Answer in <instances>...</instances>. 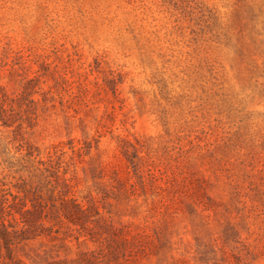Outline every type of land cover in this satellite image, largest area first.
Masks as SVG:
<instances>
[{
    "label": "rangeland",
    "instance_id": "obj_1",
    "mask_svg": "<svg viewBox=\"0 0 264 264\" xmlns=\"http://www.w3.org/2000/svg\"><path fill=\"white\" fill-rule=\"evenodd\" d=\"M0 193V264H264V0H0Z\"/></svg>",
    "mask_w": 264,
    "mask_h": 264
},
{
    "label": "trees",
    "instance_id": "obj_2",
    "mask_svg": "<svg viewBox=\"0 0 264 264\" xmlns=\"http://www.w3.org/2000/svg\"><path fill=\"white\" fill-rule=\"evenodd\" d=\"M62 188H68V184L64 182ZM27 201V199L18 195L10 194L8 196L0 193V240L3 242L8 254H11V246L15 238L21 235V238L29 239L27 235L35 234L37 230L43 228L42 213L49 208V205L41 195H35L29 199V206ZM54 201L55 203L50 205V207L54 208L58 203L62 209H67L70 204L76 202V200L68 199L67 191L64 193V190L59 191ZM16 214L20 215L17 220L18 223L22 224L20 230H17L13 222L8 219V217H15Z\"/></svg>",
    "mask_w": 264,
    "mask_h": 264
}]
</instances>
